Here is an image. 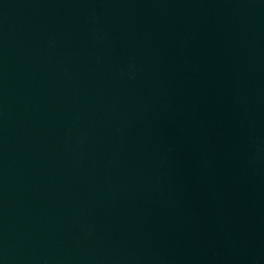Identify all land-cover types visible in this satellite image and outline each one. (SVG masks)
<instances>
[{"label":"water","instance_id":"water-1","mask_svg":"<svg viewBox=\"0 0 264 264\" xmlns=\"http://www.w3.org/2000/svg\"><path fill=\"white\" fill-rule=\"evenodd\" d=\"M0 264H264V0H0Z\"/></svg>","mask_w":264,"mask_h":264}]
</instances>
